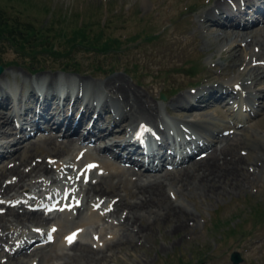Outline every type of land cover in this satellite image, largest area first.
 <instances>
[{"label":"rangeland","instance_id":"1","mask_svg":"<svg viewBox=\"0 0 264 264\" xmlns=\"http://www.w3.org/2000/svg\"><path fill=\"white\" fill-rule=\"evenodd\" d=\"M217 2L218 0H0V8L5 9L9 16H16L22 23L30 20L36 26H41L50 20L53 21L52 30H57L64 26L74 30L78 27V23L83 21L82 23L86 27L88 26V31L95 33V37L100 38L101 41L110 40V49L107 52L102 51L100 53L90 49V47L88 49L78 47L80 49H75L72 54L70 53L67 56L59 54V56H56L47 51L48 49L39 46H35L34 51H29V53L19 51L14 48L16 46L12 42L0 37V65H3L0 70V83L7 94H9L7 98H3V94L0 93V109L3 110V114L5 112L8 113L5 104L10 103L11 110L14 108L17 110L16 115L12 117V123L15 122V118L19 117L18 119L24 122L23 125H25L27 123L22 117L23 115L29 116V114H23L24 111L29 109L28 112L31 113L35 108V104L41 101V99L35 100L36 97L32 90L33 84L35 85L34 78L38 75H45L46 80H49V77L52 76L53 84H55L58 76L72 74L77 76L78 79L89 81L90 85L104 83L112 77H119L127 82V85L133 88L141 98H146L152 106L156 105V109L159 110L160 115L165 119L164 121H170L176 126L178 124L182 125L181 121L185 119L197 120L201 118L228 123L235 114V110H230L229 108L231 103L228 102L225 105L223 104L224 102L218 103L214 101L209 96L210 93L207 87H217L222 83L230 86L235 80L240 81L253 62L246 63V61H243L240 63L238 60L233 66L230 59L222 54L225 51V47L229 45H240L239 51H242L241 54H249L246 42L237 43L231 41V43L228 41L224 43V41H220V34L224 35L222 26L217 24L214 26L209 25L215 27V30L222 31L220 34L214 29L213 35L209 33L206 35L203 32L208 25L206 20L201 19V17L205 19L204 13L213 11L211 9ZM220 18L223 19L222 17ZM225 20L227 21L226 18ZM101 24L104 26H101ZM258 24H253L247 28L257 27L259 26ZM260 27H262V22ZM233 28L227 27L228 30H233L232 34L235 35L236 30L239 29ZM51 33L56 34L57 32ZM113 37H116V39L111 41ZM24 50L26 51V49ZM234 51L237 53V50ZM107 53L112 55H107ZM65 64L76 65H68V69H61ZM72 67L78 69L77 73L72 71ZM261 85H264V81L252 84L251 89L253 90L254 88L256 92H263ZM55 86L56 84L53 85L52 90H55ZM175 89L176 91H174ZM162 91L167 93L165 99L160 96ZM202 93L203 95L198 96L196 100L192 99L200 104L191 107L181 106V102L185 103L189 100V95L195 94L196 97ZM88 96L82 89L79 91V98L77 97L73 102L72 109L74 112L71 114L70 119L72 124L78 117H76V114L81 108V102L84 101L86 103ZM179 96L188 98H184L178 104L174 103L173 100ZM67 98H69V95L65 98V104H67ZM233 98L234 96L231 97V95L227 94V99ZM42 101L43 105L48 103L49 96L43 94ZM93 104L96 105L95 102L89 99L83 110L93 114V110L90 108L93 107ZM51 105H56V108L61 111L67 110V107H64L65 105L57 104L55 100H53ZM49 107L50 105L46 108L48 111L51 109ZM247 107L249 108L242 109L247 113L243 121L230 128L232 133L230 142L240 141L236 149L238 153L246 158L245 161L251 159L254 155V151H249L247 148L248 142L252 138L261 140L264 144V96L257 97L255 104H250ZM101 109L102 111L98 117L100 124L107 125V127L114 126V132L117 133L116 138L118 140L123 139L125 133L123 131L119 132V125L114 122L117 119H115L113 106L104 104ZM107 110L109 111L108 113ZM248 110L250 111L248 112ZM59 115L61 116V114ZM54 118L56 119V116ZM79 119H82L86 125L88 124L87 120L89 117L87 115L80 116ZM164 121L160 122L163 127ZM41 125L43 127L49 125V127L44 128L42 131L38 130L39 135L29 136L22 142L14 141L18 138L19 133L16 132L14 125H10L13 132L9 133V139L14 144L9 143L8 146L15 147L18 145V147L14 148V150L17 148V151L14 152L12 159H6L7 157L0 158V171L3 168V163H1L3 159L6 160L5 165L10 166L19 162V160L27 159L32 162L37 159L40 162L42 159L47 160L48 157L50 163L53 164L54 158L58 160L61 157L63 151L58 156H54V158L51 156L53 149H60L61 145H63L62 141L65 140V137H62V135L64 131L62 132L60 126L56 127V130L51 129L54 126L50 127L51 124L47 121L41 122ZM45 129L51 130L52 132L50 131V133L56 136L55 140L49 145L41 143L47 134ZM20 131L24 134L26 130L23 128ZM230 132L226 131L225 134H230ZM110 136L109 134V137L105 138L107 139L106 141L102 139L88 142L89 139H85L86 142L84 143L88 142L95 155H98L97 157L100 156L99 159L106 158L120 163L122 166L130 167L129 169L133 171L141 172V176L144 178H148L149 174L152 176L159 174L162 172L161 170H176L180 166L179 164L174 165L173 168L169 169L162 165L163 169L161 170H146L142 166L135 164H139L140 161L131 163L128 160L124 162L123 159L115 158L111 153L115 146H113L111 152L110 150H98L94 147L97 144L101 147L104 146L113 138ZM1 138L3 137L1 136ZM115 149L120 151L119 147H115ZM122 151L124 152V149ZM202 151H204L202 157L208 154L206 150ZM66 154L64 153V155ZM196 156H198V153L191 158ZM104 173L106 174L101 169H95L92 174L99 178ZM5 174L7 173H0V179L4 178ZM254 176L255 179L253 181L244 183L240 189L236 187L229 189L228 186H231L232 182L230 178L227 181L216 182L213 188H217L219 185L222 187L216 190L206 189L205 193L197 189L196 191L191 189L186 195L169 194L175 204L180 201L183 202V207L190 213V222L195 226L192 225L191 227L173 231L172 229L168 230V227L173 222H176L175 217L169 219L170 221L166 223L162 220L161 223L153 225L151 230H146V235L148 236L143 235L139 242L136 243L137 245H127L121 248L114 246L115 239L111 240L113 245L102 244L104 240L101 241L99 239L100 235L98 233L93 234V229L91 228L84 231L80 237L82 240H92V247L100 245V247L105 248L104 250L107 253L110 251V254L100 264H234L230 259L234 251L240 256V260L236 264H264V160L259 171ZM80 178L82 179L81 176ZM58 179L62 180L63 178L60 177ZM76 181L77 184L74 189L79 192L81 183L79 182L80 180ZM114 181L115 178L107 177V182L104 184H106L107 188H110V184ZM120 187L121 189L118 192L113 193V197H118L119 193L127 191V189H122L124 186ZM125 187L128 190H133L130 185H125ZM39 192L44 193V190ZM125 197L130 199L131 195L129 197L127 192ZM84 199L86 202V197ZM95 207L93 205L94 211H103L101 209L97 210ZM79 208H77L79 212H82V209L83 213L88 211L84 202ZM5 209L6 207L3 210ZM104 213L106 215L99 220L104 224L106 232L102 236L107 238L110 235L108 230L116 232L118 229L116 223L118 218L117 216H112L111 208L109 207L104 210ZM94 214L96 215V213ZM14 226L19 232H21L20 228H22L27 233L33 231L37 226L47 228L46 224H35L31 221H27L25 224H14ZM7 227V224H0V261L2 262L0 264H14L21 259L24 260L22 264H27V260H31L34 256H36V259H33L34 264H61L66 260V256L59 258L54 255L48 256L46 253H38L37 255L33 254V252L25 255L26 251L15 253V255L9 253L11 244H7L9 239L6 236L7 229H3ZM71 227L69 226V228ZM87 227L85 225V228ZM60 232L57 233L54 241L52 239L46 244H35V246H43L42 249L45 250L52 245H56L59 243L60 237L62 238L63 231L60 230ZM41 240L47 241V239Z\"/></svg>","mask_w":264,"mask_h":264},{"label":"bare ground","instance_id":"2","mask_svg":"<svg viewBox=\"0 0 264 264\" xmlns=\"http://www.w3.org/2000/svg\"><path fill=\"white\" fill-rule=\"evenodd\" d=\"M232 1L233 0H218L211 9L213 11H206L204 13L205 19L201 17V19L206 20V24L208 25V27L203 30L206 35L208 33L212 34L213 29L215 30V27L209 25L214 26L217 24L223 27L224 32V35H222L220 34L222 31L215 30L221 36V38L219 37L220 41H224V43L228 41L247 43V48L249 49L248 55L241 54L242 51H239L240 45H229L225 47V51L222 54L230 59L233 66L238 60L240 63L243 61H246V63L253 62L245 71L244 77H241V80L239 79L240 81L235 80L230 86L222 83L218 87V89H222L223 91H221L222 93L218 97L214 98V101L218 103L224 102L223 104L229 102L231 103L229 107L230 110H235L232 120L228 123L209 118L197 120L185 119L181 121V123L186 127L180 124L176 126L172 122L167 123L164 121L165 119H163L162 115H160L159 110L156 109V105L152 106L146 98H141L133 88L127 85V82L121 80L119 77H112L107 79L104 83L90 85L89 81H84L78 79L75 75L67 74L58 76L55 83L56 88H74L73 91L76 92L75 98L79 96V91L82 89V91L89 95L87 97V102H89L90 99L99 107L104 104H110L115 109L117 120H114V122L116 125H119V132L123 131L126 137L125 139L118 140L116 138L117 133H115V129H113L114 126H100V130H103V132L102 134H98L95 138L102 140L109 137V134L113 138H109L111 141H108L102 147L99 144L94 146L98 150H110L111 152L113 146L119 148L124 147L126 150L129 144L131 146L130 148H133L137 152L139 151L137 148L142 146L146 147L148 143L143 138L147 139L148 135L151 133V128H153L155 132H161V136L165 134V129H173V131L176 132V137L178 135L181 136L178 139L176 138L180 142L178 143L180 145L186 142L187 138L185 137H187V135H195L193 142H201L198 143L201 144L200 149L206 150L208 154L203 157L196 156L191 158L193 154L183 157L184 151L192 144L190 141L185 147L174 154L182 155V157H178L176 160V165H180L176 170H161L163 169L162 165L165 166L167 162L160 161L158 166L161 165L159 167H161L160 170L162 172L153 176L149 174L148 178H144L141 176V172L133 171L129 169L130 167L122 166L120 163L110 161L106 158L99 159L100 156L97 157L98 155H95L88 143H84L86 142L85 139L88 137V133L86 136L82 134L83 130L86 129L83 120L80 121L78 126L76 124L75 127L71 129L72 124L70 121L63 126L65 123L64 121L54 124L51 122V119H48L46 121L51 124L50 126H54L51 127V129L56 130V126L65 128L62 135V137H65V140L62 141L63 145H61L60 149H53V154L51 156L54 158V156H58L63 151L58 160L54 158V163L51 164L48 160L49 157L47 160L42 159L40 162H38L37 159L32 162L24 159L10 166L5 165L6 160H1L3 168L0 173L5 172L7 174H5L6 176L4 178L0 179V224H7L8 227L3 228L7 229L6 232L17 229L14 224H25L27 221L41 225L46 224V230H34L39 234V240L48 239L50 236L51 238H56L60 230L63 231L62 238L60 237V241L58 240L59 243L50 246L48 249L43 250V246L35 247L34 250H30L33 254L46 253L48 256L54 255L59 258L66 256V260L61 264H100V262L110 254V251L107 253L106 250H104L105 248L100 247V245L92 247V240H90V243L88 240L81 239L80 236L84 231H87L88 228L93 229V234L98 233L100 235L99 239H101V241L104 240L102 244H112V241L115 239L114 246L117 248L127 245L134 246L143 235L148 236L146 233L153 228V225L161 223L162 220L166 223L170 221L169 219L175 217L176 222H173L168 227V230L172 229L173 231H178L179 229H184L193 225L192 222H190L191 218L189 219L190 213L183 207V202L180 201L175 204L173 199L171 200L169 194L178 193V195H186L191 189H194V191L197 189L202 193L206 189L216 190L222 187L219 185L217 188H213L216 182L222 180L227 181L230 180V178L232 182L231 186H228L229 189L235 187L240 189L244 183L251 182L255 179L254 174L259 171L263 164L264 144L261 140L252 138L248 142L249 145L247 148L249 151H254V155L251 159L245 161L246 158L238 153L236 149L240 141L230 142L232 138L230 128L234 125H238V123L242 122L244 117L247 116V113L242 109L249 108L247 106L250 104L254 105L257 97L264 96V85H261V90H263V92H256L254 88L253 90L251 89L252 84L264 81V64H262L264 63V0H260L259 2L258 0H244L245 3L248 1V3H251L253 6L251 9L242 8L245 3L241 4L240 0H237L236 3ZM214 7H216L215 10ZM236 13L237 16L234 17L233 15ZM225 18L227 21H224ZM261 22L262 27H260ZM256 23H259V26L247 28ZM227 27H234L239 30H236V34L233 35V30H228ZM240 32L243 33L240 34ZM234 50H237V53H235ZM46 79L45 75H38L34 78V82L35 86L40 90H44L43 94L48 96L47 93H49V91L54 93V90L51 89L55 84H53L52 76L49 77V80ZM212 89H215V86H210V90ZM32 90H34V85ZM0 93L3 94V98L9 96L1 83ZM227 94L231 95V97L234 96V98L227 99ZM190 96L192 95H189V97ZM184 98L188 97L179 96L175 98L173 102L178 104ZM9 105L10 103L5 104L8 113L5 112V114H3V110L0 109V136L3 137L0 139V144L6 149L9 148V143L14 144V142L9 139V133L13 132L10 125L12 124L15 126V123H12V117L17 113V110L15 108L11 110V106ZM183 105L187 107L192 106L189 100L185 103L181 102V106ZM70 107H73V105H70ZM52 109L53 114L59 113L56 107ZM249 111L250 110H248V112ZM65 118H68V120L71 119V114L65 115ZM163 121L165 127L160 123ZM6 122L7 124H5ZM94 126H96V122ZM50 131L51 130L46 129L47 134L45 138L42 137V144L49 145L55 140L56 136L53 133L51 134ZM226 131L230 132V134H225ZM170 132L172 133V130ZM130 139L134 140L129 142ZM23 140L24 137L20 135L14 141L22 142ZM106 140L107 139L104 141ZM153 140H156L154 133L153 138L149 140V144H151ZM125 141L129 143L127 144ZM15 147H18V145ZM115 147L113 148V152H111L112 155L117 159L125 158L123 159L124 162L125 160L132 162V160L129 159L130 157H137L133 158L134 161L135 159L143 157L140 153L133 154L131 149H129L126 154H122V152L119 153V150H116L117 148L115 149ZM15 151H17V148L16 150H9L8 155L4 157H7L6 159H12ZM165 152H169V150ZM165 152L159 154L158 158H161ZM64 153L67 154L64 155ZM168 156L170 158L172 157L171 154ZM246 163H248L247 166H245ZM67 168L70 169V174ZM95 169H101L103 172H106V174L104 173L100 175L99 178H96V176L92 174ZM76 175L84 177L83 179H79L81 183L79 192L74 189L77 184L75 180L76 177H74ZM60 177L63 179H58ZM107 177L115 178V181L110 184V188H107L105 186L106 184H104L107 182ZM125 185H130L133 190H128ZM120 186H124L125 188L123 187L122 189H127V191L119 193L118 197H113V193L121 189ZM42 190H44V193L49 197L48 201H29L28 197H30L31 200L35 199L40 196L39 194L36 195L37 192ZM49 191L52 193H48ZM67 192H69L71 198L65 200L61 195ZM127 192L129 193V197L131 195L130 199L125 197ZM84 197L87 199L86 202L84 201ZM83 202L85 203V207L88 208V211L84 213L83 209L82 212L77 211V208H79ZM70 205L73 207L72 209H68ZM93 205L96 206L95 208H97V210L101 209L103 211H94ZM2 207H6V209L3 210L1 209ZM107 207L111 208L112 216H117L118 220L116 223L118 229L116 232L108 230L110 235L106 238L102 236L105 230L104 224L101 223L100 220L101 217L106 215L104 210ZM79 209L81 210V208ZM94 213H96V215ZM85 225L88 227L85 228ZM69 226L72 227L69 228ZM20 229L22 231V228ZM22 233L23 235H19L18 241L15 243L26 241L27 237H29L25 230L22 231ZM28 254L30 253L26 251L25 255ZM33 259H36V256L29 261L27 260V264H32L34 261ZM23 261V259L17 260V263L14 264H22Z\"/></svg>","mask_w":264,"mask_h":264},{"label":"trees","instance_id":"3","mask_svg":"<svg viewBox=\"0 0 264 264\" xmlns=\"http://www.w3.org/2000/svg\"><path fill=\"white\" fill-rule=\"evenodd\" d=\"M82 22H79L78 27L74 30L69 29L67 26L52 30L53 21L48 20L47 23H43L41 26H36L30 20L22 23L16 16H9L5 9L0 8V37L12 42L16 46L14 47L15 49L28 53L29 51H34L35 46L48 49L47 51L56 56H59V54L67 56L70 53L72 54L75 49L79 50L81 47L87 49L90 47V49L100 53L102 51L107 52L110 49V40L101 41L100 38L95 37L94 32H89L88 26L86 27ZM101 26L104 25L101 24ZM51 32L57 33L52 34ZM115 39L116 37H113L111 41ZM110 54L107 53V55ZM68 65L76 64H65L61 69H68ZM72 68L73 71H78L76 67Z\"/></svg>","mask_w":264,"mask_h":264},{"label":"water","instance_id":"4","mask_svg":"<svg viewBox=\"0 0 264 264\" xmlns=\"http://www.w3.org/2000/svg\"><path fill=\"white\" fill-rule=\"evenodd\" d=\"M2 69V65H0V70ZM161 96L164 98L165 95L163 93H161ZM231 260L233 261L234 264H236L239 260H240V257L238 255L237 252H233L231 254Z\"/></svg>","mask_w":264,"mask_h":264}]
</instances>
